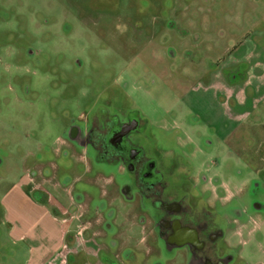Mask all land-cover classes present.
Returning a JSON list of instances; mask_svg holds the SVG:
<instances>
[{
    "label": "rangeland",
    "instance_id": "1",
    "mask_svg": "<svg viewBox=\"0 0 264 264\" xmlns=\"http://www.w3.org/2000/svg\"><path fill=\"white\" fill-rule=\"evenodd\" d=\"M25 173L26 190L120 222L107 241L130 228L121 264H264V0H0V247L1 197ZM152 180L148 215L184 243L127 216Z\"/></svg>",
    "mask_w": 264,
    "mask_h": 264
},
{
    "label": "crops",
    "instance_id": "2",
    "mask_svg": "<svg viewBox=\"0 0 264 264\" xmlns=\"http://www.w3.org/2000/svg\"><path fill=\"white\" fill-rule=\"evenodd\" d=\"M31 179L28 174H23L1 197L7 241L6 245L0 247V264H121L114 247H129L134 242L129 234L132 231L130 228L120 229L112 240L107 241L109 233L115 232L114 225L120 222H105L106 213L94 212V216H88L91 215V209L72 211V207L60 204L45 191L26 190ZM66 212L73 216L65 219ZM78 222L86 223L82 228L83 241L78 237ZM132 223L135 221L132 220ZM94 224L105 228L93 229ZM94 236L103 239L95 245L99 250L91 246V242L95 241L92 239ZM19 247L25 250V254L18 251ZM79 248L82 252L78 251ZM127 249L124 251L128 252ZM101 251L103 253L100 255ZM127 257L129 264H138L139 258L132 251Z\"/></svg>",
    "mask_w": 264,
    "mask_h": 264
},
{
    "label": "flooded vegetation",
    "instance_id": "3",
    "mask_svg": "<svg viewBox=\"0 0 264 264\" xmlns=\"http://www.w3.org/2000/svg\"><path fill=\"white\" fill-rule=\"evenodd\" d=\"M126 127H128V126H126ZM130 127H131V125H130ZM110 134H112V135L114 134V135L112 137H110V140L108 141V145L109 146L112 145V147L110 146L111 149L113 151H117V148H116L117 145L112 143V141H115V143L118 142L116 133L111 131ZM91 140H92V143L97 147L96 143L94 142V138H92ZM97 149H98V147H97ZM121 159L125 160L127 165L130 163V161H132V164L129 165V169L133 173H137V171H140L143 169V164L138 163V161L140 159H139L137 153L134 154L132 152L130 154V156L127 154L126 156L121 157ZM147 167H148V169H145L146 175L149 174V169H150L151 165H147ZM136 169H137V171H136ZM148 183H150V181ZM142 190H143V192H140L139 196L136 194L133 195L131 205H134V206L128 208V210L131 214H127V216L133 217L132 220L137 219L138 223L140 224V227L143 230L145 229L144 226L147 229L151 230V235H153V240L156 239L158 241V239H159V241H160L165 237L164 234H166V236H171L173 241H176V242L180 241L181 243H184V241L181 240V238H179L177 229L173 228L174 224L172 223V220H170V218H171L170 214L164 213V214L160 215L159 217H154L151 214L148 215V211H150V210L148 208V205L145 204L144 201L154 202V200L158 198L160 188H159V186H156V182H153V180H152V182L150 184H145ZM136 212H137V215H136ZM139 212H144V214L146 216L145 217L143 216V218H139L138 217ZM132 214H133V216H132ZM145 219H146V221H145ZM134 221H136V220H134ZM137 221H136V223H137ZM144 221H145V223H144ZM191 229H193V228H190V230ZM196 233H197V230H196ZM174 235H176V237ZM199 236H200V239L206 245V247L208 245L210 247H212V242H210L211 240H209L207 238V236H209V234L207 232H202L201 234H198V237ZM186 239L188 241H190V240L192 241V240H194V237L192 235H187ZM153 245L154 246L156 245L155 247L157 250L159 243L155 242V243H153ZM208 250H209V248H208ZM211 252L212 251H206V254H203L204 252L201 254L196 253L195 259H194L195 261L193 264H199V262H201V261H206L205 259H201V255H206L207 257L211 256L212 258L211 257H209V258L212 262L213 261L224 262L222 259H216L215 260V258L213 257V253H211Z\"/></svg>",
    "mask_w": 264,
    "mask_h": 264
}]
</instances>
